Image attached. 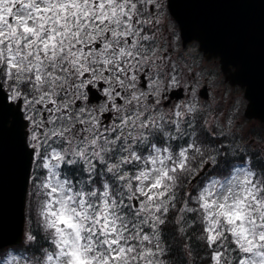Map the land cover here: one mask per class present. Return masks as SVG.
Masks as SVG:
<instances>
[{
  "label": "snow or ice",
  "instance_id": "1",
  "mask_svg": "<svg viewBox=\"0 0 264 264\" xmlns=\"http://www.w3.org/2000/svg\"><path fill=\"white\" fill-rule=\"evenodd\" d=\"M209 7L0 0V264H264V0Z\"/></svg>",
  "mask_w": 264,
  "mask_h": 264
},
{
  "label": "water",
  "instance_id": "2",
  "mask_svg": "<svg viewBox=\"0 0 264 264\" xmlns=\"http://www.w3.org/2000/svg\"><path fill=\"white\" fill-rule=\"evenodd\" d=\"M210 7L207 9L208 11L220 13V14H230L238 11V9L231 7L233 0H207ZM172 3V11L174 13H180L184 11L185 0H171ZM256 3L259 4V0H256ZM256 19L257 23H259V10H256ZM190 38L186 36V39Z\"/></svg>",
  "mask_w": 264,
  "mask_h": 264
},
{
  "label": "flooded vegetation",
  "instance_id": "3",
  "mask_svg": "<svg viewBox=\"0 0 264 264\" xmlns=\"http://www.w3.org/2000/svg\"><path fill=\"white\" fill-rule=\"evenodd\" d=\"M192 45V42H189V46H191ZM224 86H226V87H228V85L227 84H225ZM212 94L213 93V89H211V88H208L207 89V94Z\"/></svg>",
  "mask_w": 264,
  "mask_h": 264
},
{
  "label": "rangeland",
  "instance_id": "4",
  "mask_svg": "<svg viewBox=\"0 0 264 264\" xmlns=\"http://www.w3.org/2000/svg\"><path fill=\"white\" fill-rule=\"evenodd\" d=\"M208 67H209V70L211 71L212 70V65L208 64ZM219 94H220V96H222L224 93L221 91Z\"/></svg>",
  "mask_w": 264,
  "mask_h": 264
}]
</instances>
